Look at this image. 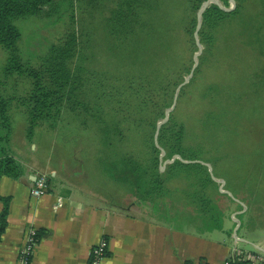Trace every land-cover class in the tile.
I'll return each mask as SVG.
<instances>
[{"label": "trees", "instance_id": "16d2710c", "mask_svg": "<svg viewBox=\"0 0 264 264\" xmlns=\"http://www.w3.org/2000/svg\"><path fill=\"white\" fill-rule=\"evenodd\" d=\"M71 1L68 0L65 10L68 20L62 34L34 64L23 65L18 49L21 32L15 21L43 13L51 15L58 10L59 3L54 0H0V47L6 52L3 73L5 77H25L30 84L29 91L17 99L20 103L17 107L26 120V139L33 141L36 127L54 129L57 120L65 115L73 117L83 130L101 134L104 151H99L97 163L105 177L127 186L138 201L149 203L155 213H163L178 226H191L198 232L223 229L227 210L216 198L227 197L234 202L235 190L244 187L242 179L247 175L249 181L243 184L251 189L254 186L257 200H264L261 168L224 171L232 185L229 186L232 197L218 190L205 164L215 165L218 158L212 160L204 156L219 148L211 140L216 141V135L210 140L206 134L200 136L210 145H186L185 125L170 113L168 121L158 129L157 140L154 138L157 120L164 117L176 87L184 80V72L190 70L188 53L195 47L196 13L207 0H182L179 4L182 8L178 7L177 12L165 9L162 0H84L87 6H92L93 12L97 11L99 19L89 23L82 20L80 25ZM220 1L227 3L228 0ZM242 1L235 0V6L229 10L211 3L203 11L197 36L208 46V53L213 54L221 32H225L223 38L226 40L235 37L254 53H264V3L255 2L252 13ZM256 17H260L261 24L255 25ZM246 34L257 40L247 38ZM227 49L233 47L227 46ZM104 50L107 52L105 59L111 60L107 67L99 59ZM236 62L241 63L240 60ZM241 66L242 73L250 74L241 79L252 80L255 86L264 83L263 66L260 67L262 73L256 71V75L248 71L251 65L241 63ZM196 89L204 99L217 94L220 87L210 83ZM13 98L15 96L6 97L0 93V178L16 179L22 175L23 167L10 148L13 132L10 101ZM263 110L264 105L259 104L246 113ZM234 113L245 112H230L218 107L215 111L204 112L200 122H206V114L209 122L216 125ZM124 141L130 152H123L121 143ZM161 148L165 151L163 157H159ZM173 155L180 159L175 158L161 169L164 159ZM45 178L49 185L51 177L46 174ZM0 200L4 204L0 214L1 234L6 225L10 197H0ZM237 206L242 210L238 217L245 233L261 234L263 229L258 231L249 220L246 223L248 205L246 210L239 203ZM261 224L260 228H264Z\"/></svg>", "mask_w": 264, "mask_h": 264}, {"label": "rangeland", "instance_id": "374dc122", "mask_svg": "<svg viewBox=\"0 0 264 264\" xmlns=\"http://www.w3.org/2000/svg\"><path fill=\"white\" fill-rule=\"evenodd\" d=\"M54 1L58 2L59 5L57 7L58 10L54 11L53 14L46 15L43 13L39 16L19 18L15 21L21 32L18 49L23 65H27V63L34 64L38 57L45 53L48 46L62 34L65 28L68 17H65L64 14H68V11L65 12V10H67V3L69 2L68 0ZM255 2L262 5L264 0H243L242 4L247 11L253 13L256 7ZM181 3L182 0H162L163 7L170 12H177L179 10L177 9L178 7L182 8L179 5ZM235 3V0H228L227 3L219 1L222 8L226 10L232 9ZM70 4L76 11L78 25H80L82 20L89 23L99 19L97 11L93 12L92 6H87L84 0H73ZM62 15L64 17L58 18ZM254 22L256 23L255 25L261 24L260 17H256ZM237 28L240 30L239 27ZM224 35L225 32H221V36L217 38L213 54L208 53V46L200 42L199 37V47L195 41V47H192L188 53L191 64L190 70L184 72V80L174 91V99L170 106L166 108V110L172 108L166 120H164L165 114L163 118L157 120L154 138L157 140L158 129L168 121L170 113H173L180 122L184 123L186 128L184 144L186 145H210L206 139L205 142L203 141L204 137L201 138L200 136L206 134L210 140L213 135H216L218 139L216 141L211 140L213 144H218L219 148L204 153V156L212 160L217 157L218 160L215 165L210 162L205 164L210 166L211 170L208 168V171L212 179L214 181L215 179L219 180L215 181L218 184V190L232 197L229 187L232 185L228 182V177L224 174V171L227 173L226 171L234 170V168L242 171L259 170L261 168V175L264 177V168H262V166L264 167V110L261 113H246L251 107H256L259 104L264 105V83L255 86L251 84L252 80L241 79L243 76H250L249 73L241 72V69H243L241 63L251 65V68L248 69L251 74L256 75V71L257 73H262L260 67H264V53L256 54L247 44L237 41V38L226 40L223 38ZM246 37L251 40L256 39L253 35L246 34ZM226 44H229L227 46H231L233 49H227V46L225 47ZM110 46L111 42L108 41L109 49ZM104 53L107 54L106 50L101 52L99 59L107 67L111 60L105 59L106 54ZM237 55H240L239 58ZM202 59L206 60L202 62ZM236 60H240L241 63L236 62ZM5 64L6 52L0 47V93L6 97L15 96V99L13 98L10 101L12 106L10 112L12 115V131L15 135V142L12 145L16 148L15 154L17 158L23 162L33 160L45 164L49 170L53 169L61 173L65 178L80 184L82 188L96 189L97 194L102 198L103 195L101 194L107 197L112 196L114 204L122 203L124 207H128L134 214H145L147 210L145 204H137L134 193L127 186L109 180L100 172L97 155H99V151L101 152L104 149L102 148L101 134L94 130H83L73 117L65 115V118L57 120L54 129H49L45 126L36 127L32 138L33 144H37L35 151H33L32 145L31 148H28L29 144L26 146L21 144L22 136L25 135L26 120L22 111L17 107L20 104L17 99L29 91L30 84L25 77L17 75L5 77L3 73ZM210 83L219 85V92L202 99L199 97L196 87H202ZM183 89L185 90L184 92L182 91ZM218 107L230 112L239 111L245 113L241 115L231 114L221 122H217L216 125L210 123L208 116L205 114L206 122H200L204 112L215 111ZM125 136L129 137V135ZM125 141L121 143L123 152H130L129 149H126L127 144ZM108 151L105 147V152ZM162 152L163 157L165 151L161 148ZM218 155L220 156L218 157ZM177 156L173 155L172 158L164 159V163H171L173 158H178ZM41 174L43 173L38 175ZM248 177L249 175L244 177L242 182L246 183L249 181ZM243 183L244 187H240L239 191L235 190L237 198H234V202H231L227 197L216 198L217 203L227 210L224 212L223 228L227 231L231 230L232 234L235 232L236 225H234L235 222L231 214L239 210L237 206V203H239L244 207V210H246L248 205L249 211L245 216L246 223L249 220L250 225L255 226L261 232L264 230V228L259 226L261 222L264 224V200H257L254 186L253 189L247 188V185ZM109 202H112L110 197ZM239 230V233H245L242 225ZM262 235H264V231L261 234H256L255 232L252 235L245 234L248 239H254L252 237L256 238ZM246 245L250 246L249 244Z\"/></svg>", "mask_w": 264, "mask_h": 264}, {"label": "crops", "instance_id": "0c3cea01", "mask_svg": "<svg viewBox=\"0 0 264 264\" xmlns=\"http://www.w3.org/2000/svg\"><path fill=\"white\" fill-rule=\"evenodd\" d=\"M14 142L12 132L10 148L23 172L16 179L0 178V197H10L6 225L0 234V264H20L19 250L29 228L36 236L30 264H87L90 247L102 238L108 243L102 264H221L234 245L235 235L240 238L238 245L246 250L264 240V235L248 239L246 233H239V210L230 213L236 225L233 234L224 228L198 232L191 226H178L163 213H155L147 202H143L145 214H134L122 203L114 204L112 196L109 202V197L101 194L102 198L96 189L82 188L45 164L20 161ZM21 144L37 149L25 135ZM40 173L48 174L51 180L45 194L33 197L30 189ZM58 196L65 202L55 211ZM3 208L0 200V214Z\"/></svg>", "mask_w": 264, "mask_h": 264}, {"label": "built area", "instance_id": "2783aa9c", "mask_svg": "<svg viewBox=\"0 0 264 264\" xmlns=\"http://www.w3.org/2000/svg\"><path fill=\"white\" fill-rule=\"evenodd\" d=\"M47 192V183L44 175H37L30 194L33 197H40ZM64 199L58 196L54 205V210L63 207ZM240 238L235 235L233 246L226 254L221 264H262L264 263V240L253 246L252 249L246 250L238 245ZM36 245L35 231L32 228L27 229L23 246L19 250V263L30 264V258ZM108 252V243L102 238L96 245L89 249L87 264H102Z\"/></svg>", "mask_w": 264, "mask_h": 264}, {"label": "water", "instance_id": "95a60500", "mask_svg": "<svg viewBox=\"0 0 264 264\" xmlns=\"http://www.w3.org/2000/svg\"><path fill=\"white\" fill-rule=\"evenodd\" d=\"M219 1L220 0H207V1H205V2H203L202 4H201V6H200V9H199V11H198V13H197V26H196V30H195V37H196V44H197V46L199 47L200 46V44H199V42H198V34H197V32H198V29H199V27H200V25H201V21H202V13H203V11L211 4V3H213V4H217V5H219V6H221L220 4H219ZM221 8H222V6H221ZM223 9H225V8H223ZM173 107V106H172ZM172 108H170V109H168V110H166V112H165V117H164V120H166V118H167V116H168V114H169V111L171 110ZM162 155H163V152L161 153V157H162ZM179 159H180V157L179 156H177ZM174 160V158L171 160V162ZM164 165H165V163L163 162V165H161V169H163L164 168ZM207 166H208V168L210 169V166L207 164ZM211 170V169H210ZM215 181H219V180H217V179H215ZM220 182H221V180H220ZM222 183V182H221ZM222 186V185H221Z\"/></svg>", "mask_w": 264, "mask_h": 264}]
</instances>
